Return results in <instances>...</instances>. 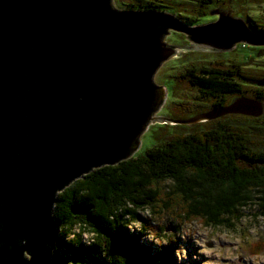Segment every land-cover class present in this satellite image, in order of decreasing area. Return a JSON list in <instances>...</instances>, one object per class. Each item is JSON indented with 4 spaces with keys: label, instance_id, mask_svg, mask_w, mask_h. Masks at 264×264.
Wrapping results in <instances>:
<instances>
[{
    "label": "water",
    "instance_id": "1",
    "mask_svg": "<svg viewBox=\"0 0 264 264\" xmlns=\"http://www.w3.org/2000/svg\"><path fill=\"white\" fill-rule=\"evenodd\" d=\"M191 26L158 10L112 0H0V264H53L58 194L103 166L133 156L164 105L160 66L186 51L264 46V34L231 12ZM191 47L163 42L170 31ZM237 98L188 120L258 117Z\"/></svg>",
    "mask_w": 264,
    "mask_h": 264
},
{
    "label": "trees",
    "instance_id": "2",
    "mask_svg": "<svg viewBox=\"0 0 264 264\" xmlns=\"http://www.w3.org/2000/svg\"><path fill=\"white\" fill-rule=\"evenodd\" d=\"M210 2L213 0L205 4ZM161 7L154 3L128 6L132 10H162ZM200 12L206 15L208 11L201 8ZM174 15L188 25H195L199 19L182 13ZM246 22L254 32L264 34V27L256 28L253 21ZM191 73L188 75L192 84L199 87L203 96L216 99L206 112L237 98H247L262 103L264 119V94L246 95L234 73L206 69L201 76ZM229 96L232 100L228 101ZM253 122L249 126L254 131ZM175 204L181 205L179 213ZM251 207L259 209L258 215L264 217V150L254 149L247 136L221 123L216 131L174 138L117 165L97 168L59 193L54 215L61 235L52 261L174 264L170 257L177 247L174 237L156 252L142 243L156 220H199L205 226L229 227L232 218ZM142 213H147L148 219ZM133 223L140 224V232L128 230ZM75 227H79V232L66 243L63 237L71 235ZM159 229L162 233V226ZM87 231L94 234L89 244L81 240Z\"/></svg>",
    "mask_w": 264,
    "mask_h": 264
},
{
    "label": "rangeland",
    "instance_id": "3",
    "mask_svg": "<svg viewBox=\"0 0 264 264\" xmlns=\"http://www.w3.org/2000/svg\"><path fill=\"white\" fill-rule=\"evenodd\" d=\"M205 1L207 0H112V5L123 10L129 9L128 6L158 4L162 6V10L158 11L182 13L193 19L199 18L195 25L189 24L191 26L217 21L218 15H210V12L217 9L229 11L233 17L253 21L256 28L264 27V0H213L208 4H205ZM201 8L207 9L206 15L200 12ZM163 42L179 48L192 46L186 34L172 30L164 36ZM205 69L234 73L237 83L241 85L246 95L257 92L264 94V46L238 44L229 51H186L176 58H169L163 62L154 76V83L164 86L167 90L165 103L154 114L155 120L140 136L139 148L133 156L142 155L148 148L161 146L174 138L199 136L204 132L216 131L221 123H226L239 130L242 136H247L254 149L264 150L263 115L251 117L229 114L193 124L178 122L210 110L216 101L212 97L203 96L199 87L191 82L189 76L192 74L191 71L195 73L193 75L201 76V72ZM227 100H232V96ZM253 119L259 120L253 122ZM249 122H253L254 131L250 129ZM174 207L179 213L181 205ZM257 210L259 209L255 207L242 210L239 216L230 220L229 227L205 226L199 220L160 221L158 219L154 222L151 219V222L155 223L154 228L146 232L142 243L156 252L159 251L160 246L166 245L168 239L174 237L177 247L170 254L174 264H264V217L259 216ZM141 215L148 219L147 213ZM140 227L139 223H133L128 230L140 232ZM78 232L79 227H75L71 235L67 234L64 237L62 235V237L66 243H69ZM154 232L158 235L155 236ZM60 235L59 229L58 237ZM93 237L94 234L87 231L82 233L81 240L89 244Z\"/></svg>",
    "mask_w": 264,
    "mask_h": 264
}]
</instances>
